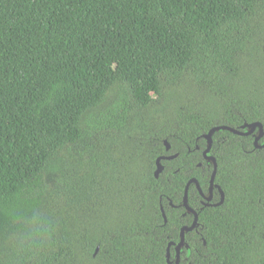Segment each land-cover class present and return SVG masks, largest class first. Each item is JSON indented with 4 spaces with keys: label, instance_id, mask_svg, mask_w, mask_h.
Segmentation results:
<instances>
[{
    "label": "trees",
    "instance_id": "obj_1",
    "mask_svg": "<svg viewBox=\"0 0 264 264\" xmlns=\"http://www.w3.org/2000/svg\"><path fill=\"white\" fill-rule=\"evenodd\" d=\"M255 121L264 0H0V264H168L204 134ZM256 134L214 133L180 264H264Z\"/></svg>",
    "mask_w": 264,
    "mask_h": 264
},
{
    "label": "water",
    "instance_id": "obj_2",
    "mask_svg": "<svg viewBox=\"0 0 264 264\" xmlns=\"http://www.w3.org/2000/svg\"><path fill=\"white\" fill-rule=\"evenodd\" d=\"M221 129H225V130H229L235 134H239V135H250V134H253L257 129H258V134L255 135V139H254V145H255V148H262L264 147V143L263 144H260L259 141L260 139L264 136V125L262 122H259V121H255V122H252V123H245L241 126V128H234L232 126H229V125H219V126H215L213 128H211L209 130L208 133L204 134V137L206 138L207 140V146L206 148L204 149L203 151V155L210 161H213L214 162V170H213V173H212V176H211V186H210V192L212 194V191H213V186H214V182H215V178H216V173H217V161H216V158L214 156H211V155H208V153L211 151V148H212V144H213V135L216 131L218 130H221ZM242 129H246V130H242ZM165 145H166V149L169 150L170 149V143L168 142V140H165ZM199 147V146H197ZM178 154H173V155H161L157 158L156 160V169L154 171V174L156 177H159L160 173L163 171L164 169V165L161 163V161L163 159H173L177 156ZM191 183H195L197 184V186L199 187L200 189V185H199V181L194 177L192 179H190L186 185V188H185V194H184V198H183V202L182 204L184 205V207L187 208V211L188 212H191L194 214V220L192 222V224L190 226L186 225V226H183L182 229H181V233H180V241L179 243L177 244L176 246V258H175V264H180V250L182 248V246L184 245L185 242V233L188 232V231H192L194 229H196L199 225V214L198 212L193 209L189 204H188V192H189V187L191 185ZM200 192L203 194L202 190L200 189ZM211 196L207 197L210 199ZM224 201V194L222 193V199L221 201L219 202V204L223 203ZM161 209H162V213H163V216H164V221L167 222V216H166V213H165V210H164V207L161 206ZM170 244L169 243V246H168V254H167V260L169 263H171L169 257H170ZM99 248V247H98ZM97 248V250H98Z\"/></svg>",
    "mask_w": 264,
    "mask_h": 264
},
{
    "label": "flooded vegetation",
    "instance_id": "obj_3",
    "mask_svg": "<svg viewBox=\"0 0 264 264\" xmlns=\"http://www.w3.org/2000/svg\"><path fill=\"white\" fill-rule=\"evenodd\" d=\"M197 148H198V147H197ZM204 149H205V148H204ZM203 151H204V150H203ZM203 151H202V155H203ZM208 155H211V156H212L211 151L208 153ZM203 158H204V160H206L207 162H211V163L213 164V167H212V168H213V169H212V173H213V170H214V162L208 160L204 155H203ZM163 160H165V159H163ZM168 160H169V159H168ZM161 163H162V162H161ZM198 166H202V162H199V163H198ZM217 169H218V166H217ZM212 173H211V176H212ZM216 174H217V173H216ZM192 178H194V177H191L190 179H192ZM190 179H189V180H190ZM189 180H188V181H189ZM197 180H198V179H197ZM188 181L186 182L185 187H184L183 198H184L185 188H186V185H187ZM214 183H215V184H214V186H213L212 194H211V192H210L211 178H210V180H209V185H208L206 191H204L203 188L200 186V189L202 190L203 194L200 192V189H199V187L197 186V184H195V183H191V185L193 184V185L195 186V188H196V190H197V192H198V193H197L198 195H196V196H193V195H192V199H191V200H190L189 197H188V204H189L193 209H195V210H196V209H197V210H201V209L196 208L197 206H198L199 208H204V207H211V206H217V205H220L219 202H220L221 199H222V193L224 194V200H225V193H224V190L222 189V187H221L218 183H216V182H214ZM191 185H190V187H191ZM199 185H200V183H199ZM190 187H189V189H190ZM188 195H189V192H188ZM209 196H211L210 199L207 198V197H209ZM183 198H182V200H181V203L183 202ZM170 205H172V206H174V207H182V208H181V211H180V213H179V215H180L181 218H184V219L187 221L186 223H183V224L180 226V228H179V235H178V236H179V239H178V240H169L168 243H167L166 253H165L166 261H167L168 264H175V258H176V246H177V244H178L179 241H180V233H181V229H182L183 226H186V225L190 226V225L192 224V222H193V220H194V214L191 213V212H188V211H187V208L184 207L183 204L180 206V204H174L173 201H170ZM197 210H196V211H197ZM197 212H198V211H197ZM198 214H199V213H198ZM189 218H190V219H189ZM188 221H189V222H188ZM194 230H195V229H194ZM192 231H193V230H192ZM196 231L198 232L197 229H196ZM188 232H190V231H188ZM185 236H186V233H185ZM171 242H172V244H170V257H169L171 263H169L168 260H167V254H168V246H169V243H171ZM189 246H190V245H189L188 243H184V245L182 246V248H181V250H180V260H181L182 249H183L184 247H189Z\"/></svg>",
    "mask_w": 264,
    "mask_h": 264
}]
</instances>
